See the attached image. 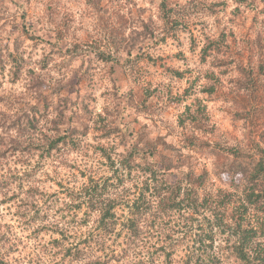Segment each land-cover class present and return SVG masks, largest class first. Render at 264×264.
I'll list each match as a JSON object with an SVG mask.
<instances>
[{
	"label": "trees",
	"instance_id": "trees-1",
	"mask_svg": "<svg viewBox=\"0 0 264 264\" xmlns=\"http://www.w3.org/2000/svg\"><path fill=\"white\" fill-rule=\"evenodd\" d=\"M66 1L74 12L51 0L30 22L24 2L0 0V73L10 65L14 83L23 79L26 88L33 81L37 89L30 106L24 94L1 98L13 115L0 113V156L36 150L46 159L64 147L83 146L93 135L105 142L97 154L108 159V173L92 171L78 189L66 188L56 200L62 201L56 209L62 219L49 214L50 193L31 185L10 194L12 181L1 177L2 202L13 200L17 216L35 228L29 238L56 232L52 248L69 264H129L131 252L137 264H153L140 248L147 229L158 228L154 250L163 264H264V103L258 99L264 89V17L247 34L240 25L243 12L256 13V0H84L82 10L81 0ZM207 18L215 29L204 31L194 46L192 26L203 19L210 25ZM181 33L189 36L188 50H199L203 79L175 97L163 82L146 87L133 79L150 66V51ZM27 42L42 46L38 73L21 52ZM117 66L124 86L115 77ZM167 70V77L184 79L182 71ZM97 92L100 113H94ZM217 101L231 102L243 122L241 139L216 133L208 103ZM39 124L45 129L37 144L15 138L28 133L36 141ZM200 153L209 156L213 172L199 164ZM223 172L228 188L205 191L211 174ZM131 186L138 189L130 193ZM82 230L83 238L71 242ZM14 250L0 231V264H12Z\"/></svg>",
	"mask_w": 264,
	"mask_h": 264
},
{
	"label": "rangeland",
	"instance_id": "rangeland-1",
	"mask_svg": "<svg viewBox=\"0 0 264 264\" xmlns=\"http://www.w3.org/2000/svg\"><path fill=\"white\" fill-rule=\"evenodd\" d=\"M49 1L51 0H20V3H25L28 19L30 22H34L43 11L46 3ZM218 1H222L224 3L226 2L229 5L232 3V0ZM262 1L263 0L255 1V4H258L256 13L253 10L242 13L243 17L240 20V25L242 26L245 23V26H243L245 28L241 31L242 34L248 33L250 29L249 26L251 24H261L258 22V20L260 21L261 18L264 17V13L260 11L261 7H263ZM60 2L64 3L65 7L69 8V11H75V9H72L73 6L68 4L66 0H60ZM71 4L73 3L71 2ZM83 4L84 0H81L79 10H82ZM10 7L13 8L14 4H10ZM147 12L151 13L150 11ZM221 14L223 17L224 13ZM2 17L3 16L0 14V20ZM154 17L158 18L157 15ZM204 20L205 19H203V21H197L199 25L192 26V33L195 37V42L197 41L194 46L198 44L197 37L200 36L204 31H206V33H211L215 29V26L213 27V18H207L210 25H204ZM235 26L236 25H234V27ZM15 31L16 30H14L13 33H15ZM82 32L84 33V31ZM236 33L237 35L240 34L238 31ZM41 35H43V33H41ZM94 35H96V33ZM180 37L181 38L179 40L173 39L168 43L162 44L161 46H158L157 48H154L152 51H150L152 56L150 60V66L144 70L143 77L133 76V79L140 81L146 87H154L155 85L159 86V84L163 82L165 88H171L173 97L183 93L184 89L189 84H196L200 77L203 79L205 76L201 75H203V73L206 71V67L200 61L199 50H188L186 46H188L189 36L181 33ZM39 42L36 44L34 43L33 46L32 42H27L23 47L24 49L21 50L25 57V61L29 57V66L34 67L36 73L39 71L38 66L35 65L37 60L41 57L43 51ZM242 52L244 55L246 54V51ZM171 68L182 71L185 75L184 79L179 81L172 76L167 77V74L169 73L167 69ZM9 70L10 65L6 67V70L3 73H0V101L3 95L19 97V95L24 94L23 97L26 95L25 105L27 104V106H30V104L35 101V99H32V97H35L37 93V89L32 86L33 81L28 83L26 88L25 81L23 79L16 80L14 83ZM115 70L116 79H118L121 86H124L125 80L120 67L117 66ZM214 71L218 72L216 68ZM107 86L110 87L109 82ZM99 93L100 92H97V101L94 103L96 105L94 108V113H100L104 108L103 101L101 100ZM162 94H160V96ZM258 99L264 103L263 88L258 95ZM208 104V109L209 111H212V117L216 122V133L231 139V141L236 138L241 139L242 136L245 135L242 131L243 122L234 116V107L231 109V102L228 103L217 101L209 102ZM40 109L42 111L43 107H40ZM1 112L7 116L13 115L12 110L9 108L8 104L5 103L4 98L3 101L0 102V113ZM167 113H169V111H167L166 114ZM175 114L176 112L166 117L174 118ZM93 118H95L94 115ZM144 122L145 119L143 117L139 118V121L136 124V129ZM43 128L45 129V126L43 127L39 124L34 130L33 134L36 141L30 137L28 133L15 136V138L28 144L30 142L37 144L40 139V132H42ZM163 131L164 133H167L168 130L164 129ZM84 141L85 142L83 143V146H80L73 151L67 146L63 148L64 150L62 152H53L52 155L46 159L42 157L36 150H34L31 154L27 153L26 155L21 151L14 153L9 152L6 155H2L0 156V178L2 177L5 181H12V184H10L8 189L9 193L16 189L22 192L27 191L31 185H37L42 191L46 192L47 194L50 193L52 198L49 197V199L51 204L54 205V208L50 209L51 211L49 214L54 216L56 219H62V217L59 216L62 212L59 213L56 211V209L61 206L62 201L56 200L63 198V192L66 190V188L76 187V189H78V187L82 186L88 181L87 176L90 174V172L100 175L108 173L106 170L108 165L106 162L108 159L97 154V152H99L97 146H105V142L103 144L104 140L99 142L93 135H89V137ZM198 158L199 164H205L210 173L213 172L210 168V158L206 153H200ZM228 179L227 173L224 172L220 174V177H217L215 174H211L205 187V191L212 192L213 190L228 188ZM20 183L23 190L19 188ZM137 189L138 188L131 186L129 191L130 193H133V191ZM130 193L129 195H131ZM14 203L15 202H13V200L8 203H3L2 196L0 195V231H2L4 235L6 234L7 240H9L10 243H13L17 249L14 250L15 252L10 256L11 263L69 264V261L63 259L62 254L60 252L58 253V251L55 249L53 250L51 245V241L56 237H60V235L56 232H41L36 240L35 238L30 239L29 236L33 235V232L36 233L35 228L25 226L22 220L15 213L16 206ZM120 207L121 209L117 211L118 214H121L123 211L122 209H124L123 206ZM82 214L83 212L81 211L78 218H80ZM65 221L67 224L70 222L69 215L65 216ZM170 222V226L173 227L172 220H169V223ZM180 224L183 225L181 221ZM147 230L148 231L145 233L147 241H144L143 243L144 248H140V250L143 251L142 257L148 256L150 254L153 264H163V257L159 256L156 250H154V247H156V244H158L160 239V230L158 228H148ZM178 231H180V229ZM83 233V230L77 233V236L73 233L71 242L73 240L78 241L82 239ZM108 242H110V240H108ZM114 247L116 248V246ZM120 248H122V246H118L116 249ZM138 249L139 248H137L136 251H139ZM182 254V250L179 249V257H181ZM134 258L135 256L131 252L129 264H137V262H134Z\"/></svg>",
	"mask_w": 264,
	"mask_h": 264
}]
</instances>
